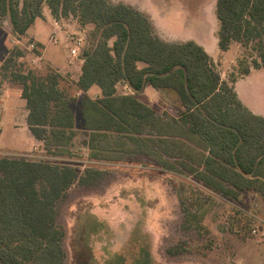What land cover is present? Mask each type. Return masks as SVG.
<instances>
[{
	"label": "trees",
	"instance_id": "16d2710c",
	"mask_svg": "<svg viewBox=\"0 0 264 264\" xmlns=\"http://www.w3.org/2000/svg\"><path fill=\"white\" fill-rule=\"evenodd\" d=\"M44 4L55 19L73 16L81 25H93L74 83L82 92L92 85L102 91L96 98L78 96L59 72L26 68L19 60L23 49L7 50L0 76L19 86L27 124L46 150L59 152L70 145L76 125L73 105L78 102L82 126L91 131L92 157L111 152L108 137L113 131L130 139L138 151L156 154V164L172 170L177 162L169 157L177 134L164 129L170 119L171 126L197 138L200 157L190 156L197 181L225 197L236 199L251 190L264 199V115L239 99L201 44L159 37L148 14L124 1L0 0V26L9 25L14 35L22 36L42 16ZM215 14L219 49L237 42L252 53L251 66L264 71V0H216ZM120 81L134 94H117ZM146 84L177 93L182 107L178 117H163L136 96ZM99 174L91 169L80 175L71 164L0 155V264H64L57 202L75 180L89 184ZM183 211L187 218L190 211ZM167 251L179 250L174 246Z\"/></svg>",
	"mask_w": 264,
	"mask_h": 264
},
{
	"label": "rangeland",
	"instance_id": "374dc122",
	"mask_svg": "<svg viewBox=\"0 0 264 264\" xmlns=\"http://www.w3.org/2000/svg\"><path fill=\"white\" fill-rule=\"evenodd\" d=\"M109 1L131 3L148 13L155 34L161 38L200 40L206 45L214 42L218 48L216 0ZM43 10V16L36 18L30 28L43 43L44 61L36 59L35 50L42 47L36 43L33 49L27 47L34 42L32 37H17L20 38L17 43L16 35L9 33L5 24L0 26V64L7 50L16 46L24 51L19 58L24 67L64 72L65 77L73 81L78 77L82 51L91 41L93 25H81L76 18L68 16L60 18L59 26L54 28L46 4ZM77 36L83 37L85 43L78 57H73L70 47ZM239 45L234 44L222 62L219 59L223 56L218 53L219 63L214 64L229 84L243 75V69L250 65L253 74L239 82L238 91L252 110L264 114V71L251 66L252 53ZM0 81L2 85L10 83L19 87L1 76ZM70 87L71 92L73 86ZM132 91L119 83L118 94ZM13 92L16 93L5 86L0 88V118L3 121L0 144L10 143L14 130L12 121L20 114L15 102L18 97L12 95ZM145 93V100L148 99L159 114L163 113V117L165 113L178 117L182 107L174 90ZM135 94L140 99V92ZM170 121L166 119L164 129H168L169 134L173 131L177 134L169 157L171 162H177L172 170L156 164L159 159L156 154L148 149L145 152L146 148L138 151L139 147L136 148L130 139L115 132L108 137V144L114 147L111 152L95 157L99 160H92L88 131L82 130L79 123L73 132L83 135L74 137L63 151L44 148L5 154L71 164L80 175L91 169L100 171L89 184L75 180L57 202L56 221L64 230V264H264V199H253L250 195L242 199L225 197L197 181L193 175L196 164L190 157L193 155L197 160L200 157L197 138L182 127L171 126ZM151 130L154 132L155 127ZM121 142L125 143L122 147L119 146ZM105 159L118 160L107 162ZM183 208L190 211L187 218ZM174 246L178 252L167 251Z\"/></svg>",
	"mask_w": 264,
	"mask_h": 264
},
{
	"label": "crops",
	"instance_id": "0c3cea01",
	"mask_svg": "<svg viewBox=\"0 0 264 264\" xmlns=\"http://www.w3.org/2000/svg\"><path fill=\"white\" fill-rule=\"evenodd\" d=\"M127 3V2H126ZM129 4H131V3H129ZM132 5V4H131ZM134 6V5H133ZM135 7V6H134ZM137 8V7H136ZM139 9V8H138ZM140 10V9H139ZM43 9H42V16H43ZM48 11H49V14H50V16H51V18H52V20H53V27L55 28V27H57L56 25H55V21H58V22H60L59 21V19H55L52 15H51V13H50V10H49V8H48ZM148 14V13H147ZM149 17H150V15H148ZM150 19H151V17H150ZM36 20V19H35ZM151 22H152V24H153V21L151 20ZM34 23V22H33ZM32 26V25H31ZM30 26V27H31ZM7 27V26H6ZM28 28L27 30H26V33L25 34H23L22 36H19V37H22L23 39L24 38H26V37H32L33 39H34V42L38 45V44H40V45H38L39 47H42V49L40 50V53L38 54L39 55V57L44 61V58H43V43H42V41H40L39 40V38H37L35 35L36 34H33V31L31 30V28ZM153 27H154V24H153ZM8 28H9V33H11L12 35H13V33L11 32V29H10V26L8 25ZM35 31L37 30V29H34ZM7 31H8V29H7ZM35 33H37V32H35ZM13 36H15V35H13ZM18 36H16V38H17ZM18 39V38H17ZM20 39V38H19ZM164 39V38H163ZM165 40H167V39H165ZM186 40H188V39H186ZM193 40V39H192ZM167 41H185V40H176V39H171L170 38V40H167ZM196 42H198L199 44H201L204 48H205V50L209 53V55L212 57V59H213V61H214V63L215 64H218L219 62H222L223 61V59L226 57V53L228 52V50L231 48V47H233V45L235 44V45H237V47H239L240 45L238 44V43H231L230 44V46H229V48L228 49H226V50H221V51H219L218 52V48H216L215 47V44H214V42L213 43H209V44H207L206 45V43H203V41H200V40H198V41H196ZM239 50L241 51V49L239 48ZM218 53H220V54H218ZM217 54L218 55H222L223 56V58L221 59H219V62L217 61V57H219V56H217ZM82 62H83V58L82 57H80V60H79V67H78V74H77V76H79V74H80V72H81V64H82ZM259 69H261V68H259ZM67 70V72L69 71V70H71V67L70 68H68V69H66ZM61 75H63L64 77H65V74H64V72H59ZM253 74V70L252 69H250L249 70V72L248 73H246V74H243V75H241L240 77H238V78H235V80H234V82L232 83L233 84V87H234V89H235V91H236V93H237V95H238V97H239V99L249 108V109H251L252 110V108H250L249 106H248V104H246L243 100H242V98H240V93H239V91H238V84H239V82L241 81V80H243V79H245V78H247V77H249V76H251ZM68 80H69V77L67 76L66 77ZM78 78V77H77ZM77 78H74V80L73 81H71V80H69V82H70V84H72L73 85V90L75 91V94H77L78 96H80L82 93H85V94H87L89 97H91V98H96V97H100L101 96V93H102V91H101V88L98 86V85H92L87 91H84V92H82L81 90H78V89H76V87H75V83L74 82H76V80H77ZM1 82V81H0ZM122 82V85H123V87L125 88V87H128L129 89L131 88L127 83H125V82H123V81H120V82H118V83H116V85H115V88H116V93L118 94V92H117V90H118V85H119V83H121ZM6 87V89H9V90H14L16 93H12V95H16V97H18V100H15V102H16V104H17V112H19L20 114L18 115H16L15 117H14V119H13V121H12V127H13V131H12V134H11V137H10V143L8 144V145H6V143H1L0 144V154H2V155H5V154H11V153H13V151H23V152H26V151H33L34 149L35 150H38V151H42V150H44V147H43V142H42V140H39L38 138H36L34 135H33V133L31 132V130H30V128H29V126H28V124H27V114H28V108H27V106H26V100L21 96V91H20V88L19 87H15V86H11L10 85V83L9 84H4V85H2V83H0V88H3V87ZM132 89V88H131ZM157 90H161V89H158V88H154L153 86H151V85H149V84H146L139 92H140V100L142 101V102H144V103H147V104H149L150 105V103H148V99L147 100H145L146 98H144V95H146V93L145 92H149V91H156L157 92ZM91 92L92 93H94V96H92V94H91ZM155 93V92H154ZM124 94H134V91H132L131 93H124ZM20 99H23V100H20ZM76 105V104H75ZM77 106V107H76ZM75 107H74V110H75V117H76V123H79V127L82 129V130H87L88 131V138H87V142H88V140H90V134H91V131L90 130H88V129H84L83 128V126H82V122L80 121V119H79V110H78V105H76ZM152 106V105H151ZM254 113H258L257 111H254V110H252ZM158 114H159V112H158ZM162 114V113H161ZM258 114H261V115H264V114H262V113H258ZM160 115V114H159ZM170 115V114H169ZM170 116H172V115H170ZM175 117V116H174ZM2 118H0V138H1V136H2V133H3V128L1 127V124H2V120H1ZM110 133L112 132V133H114L113 131H109ZM80 135H83V133L82 134H77V133H75V132H73V138H72V140H74V137H76V136H80ZM72 140H71V142H72ZM84 140H86L85 138H84ZM4 151H6V152H4ZM206 153V152H205ZM90 158L92 159V160H99V159H97V158H94V157H92L91 156V154H90ZM115 160H118V159H110V160H108V159H105L104 161H107V162H113V161H115ZM248 196V195H250V197L251 198H253V199H255L256 197H261L262 199H263V197L261 196V195H259V194H257L256 192H254V191H251V190H244V191H241L240 192V194H239V196H238V199H242V198H245V196Z\"/></svg>",
	"mask_w": 264,
	"mask_h": 264
},
{
	"label": "built area",
	"instance_id": "2783aa9c",
	"mask_svg": "<svg viewBox=\"0 0 264 264\" xmlns=\"http://www.w3.org/2000/svg\"><path fill=\"white\" fill-rule=\"evenodd\" d=\"M55 25L56 26H59V22L58 21H55ZM82 30H84V29L82 28ZM15 41L17 43H19L20 42V39L15 38ZM84 43L85 42L83 40V37H81V36L74 37L73 44L70 47V54L73 57H78V55L80 54V50L83 47ZM27 47L33 49L35 47V42H30ZM37 58H40L38 54L36 55V59ZM252 231L255 232V229H253Z\"/></svg>",
	"mask_w": 264,
	"mask_h": 264
}]
</instances>
